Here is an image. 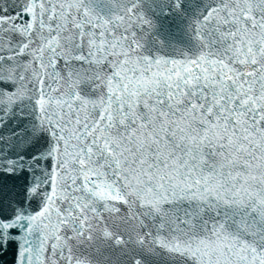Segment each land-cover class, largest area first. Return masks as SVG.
<instances>
[{
	"label": "water",
	"instance_id": "1",
	"mask_svg": "<svg viewBox=\"0 0 264 264\" xmlns=\"http://www.w3.org/2000/svg\"><path fill=\"white\" fill-rule=\"evenodd\" d=\"M152 2L0 0V214L28 218V264H264V32L211 11L195 38Z\"/></svg>",
	"mask_w": 264,
	"mask_h": 264
}]
</instances>
